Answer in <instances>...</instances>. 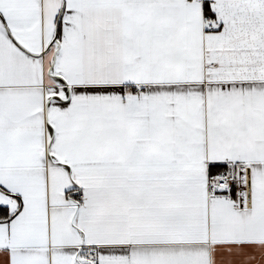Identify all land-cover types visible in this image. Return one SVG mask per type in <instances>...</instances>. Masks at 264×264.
Masks as SVG:
<instances>
[{"label": "snow or ice", "instance_id": "1", "mask_svg": "<svg viewBox=\"0 0 264 264\" xmlns=\"http://www.w3.org/2000/svg\"><path fill=\"white\" fill-rule=\"evenodd\" d=\"M0 264H264V0H0Z\"/></svg>", "mask_w": 264, "mask_h": 264}]
</instances>
